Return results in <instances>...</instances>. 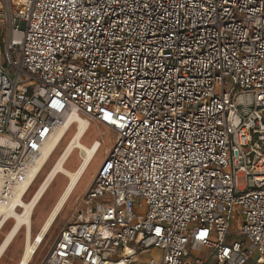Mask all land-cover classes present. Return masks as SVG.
<instances>
[{
  "label": "built area",
  "instance_id": "1",
  "mask_svg": "<svg viewBox=\"0 0 264 264\" xmlns=\"http://www.w3.org/2000/svg\"><path fill=\"white\" fill-rule=\"evenodd\" d=\"M0 28V207L69 115L118 133L42 264H264V0H0Z\"/></svg>",
  "mask_w": 264,
  "mask_h": 264
},
{
  "label": "bare ground",
  "instance_id": "2",
  "mask_svg": "<svg viewBox=\"0 0 264 264\" xmlns=\"http://www.w3.org/2000/svg\"><path fill=\"white\" fill-rule=\"evenodd\" d=\"M74 120L76 121L75 123L77 124V129L70 136L61 153L58 155L53 165L46 173L31 197L26 200V194L30 190L31 186L35 183L46 164L51 159L55 150L62 143L63 139L68 133V130L71 129V124ZM90 127L91 122L87 121L85 118L69 115L66 119V122L59 127L54 138L48 142L45 153L40 162L32 170L28 178L24 179L21 185L15 189L9 199V204L6 209L0 207V231L3 228L2 223L6 218H13L14 220L12 227L9 229L4 239L0 243V260L8 248L17 239L19 233L25 225L27 227L25 245L18 264H30V262L33 260L38 249L40 248L38 241H43L44 235L51 230L101 147V141L99 139H94L90 145L83 141ZM76 149L81 150V161L75 169H69L66 165ZM60 174L66 175L68 181L60 193L56 203L41 225L39 231L34 234L32 222L33 212Z\"/></svg>",
  "mask_w": 264,
  "mask_h": 264
},
{
  "label": "rangeland",
  "instance_id": "3",
  "mask_svg": "<svg viewBox=\"0 0 264 264\" xmlns=\"http://www.w3.org/2000/svg\"><path fill=\"white\" fill-rule=\"evenodd\" d=\"M76 129H77V124H74L71 127V129L68 131L62 143L55 150L51 159L46 164L41 174L39 175L35 183L31 186L28 193L26 194L25 196L26 200H28L31 197V195L33 194L35 189L38 187V185L40 184V182L42 181L46 173L49 171V169L53 165L58 155L61 153L62 149L66 145L70 136L73 134V132ZM117 137H118V133L111 127H108L96 121H93L91 123V127L88 133L86 134V136L84 137L83 141L86 144L90 145L94 139H99L101 141V147L99 151L97 152L90 167L88 168L87 172L85 173L83 179L81 180L80 184L78 185L77 189L75 190L74 194L70 198L64 210L61 212V214L57 218L55 224L49 231L45 241L39 248L38 252L34 256L30 264H42L43 263L46 257V254L51 249V247L54 245L61 230L67 225L70 219L73 218V215L76 209L83 205L84 194L86 193L87 189L92 184V182L94 181L102 162L107 156L108 150H110L113 147V145L116 143ZM80 161H81V150L76 149V151L73 153V155L69 159L66 166L69 169H75L80 163ZM239 180H240V184L244 185L246 178L245 176H240ZM67 181H68L67 176L64 174H60L56 178V180L53 182V184L51 185V187L49 188L48 192L46 193L44 198L41 200L39 205L36 207L32 215L34 234L37 233V231H39L41 225L43 224L42 222H44L43 220L46 219L47 217L46 215H48V213L50 212V210L56 203ZM13 221H14L13 218H11L6 222L5 225H3V228L0 231V243L4 239L6 233L12 227ZM239 224L240 222L237 220L232 222V226H231L232 233L231 235H229L228 241L233 242L235 240L244 239V236L239 234L238 232ZM25 237H26V227L24 226L21 232L19 233L17 239L13 242V244L8 248L4 256L1 258L0 264H18L22 256L23 250H24ZM161 252L162 250L160 248H155V247H153L151 250L147 252H141L139 254V256L141 257V261H139L137 264H147L146 261L150 259L151 257L155 256L156 258H159Z\"/></svg>",
  "mask_w": 264,
  "mask_h": 264
},
{
  "label": "crops",
  "instance_id": "4",
  "mask_svg": "<svg viewBox=\"0 0 264 264\" xmlns=\"http://www.w3.org/2000/svg\"><path fill=\"white\" fill-rule=\"evenodd\" d=\"M91 123H92V122H91ZM69 130H70V129H69ZM69 130H68V131H69ZM46 216H47V215H46ZM43 221H44V220H43ZM42 223H43V222H42Z\"/></svg>",
  "mask_w": 264,
  "mask_h": 264
}]
</instances>
